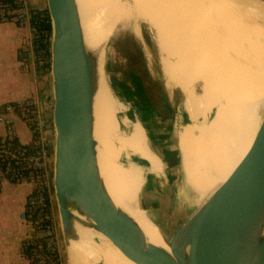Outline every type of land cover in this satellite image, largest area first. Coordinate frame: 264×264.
I'll return each mask as SVG.
<instances>
[{"label": "bare ground", "instance_id": "bare-ground-1", "mask_svg": "<svg viewBox=\"0 0 264 264\" xmlns=\"http://www.w3.org/2000/svg\"><path fill=\"white\" fill-rule=\"evenodd\" d=\"M76 1L85 45L96 61L94 139L100 175L112 201L137 225L146 244L167 250L151 222L152 213L138 205L146 179L161 176L163 166L140 127L126 117L118 120L125 106L108 84L94 29L106 41L118 29L138 38L136 24L141 21L153 33L164 82L182 64L175 89L184 96L189 125L176 140L178 193L187 223L237 176L264 120V6L250 0ZM86 11L95 12L93 32ZM196 82L202 85L200 96L193 92ZM129 124L128 134L120 131V125ZM121 156L125 165L118 162ZM77 232L80 239L69 248L68 264H83L84 257L103 264H134L102 236L97 235L102 243L93 245L89 232Z\"/></svg>", "mask_w": 264, "mask_h": 264}, {"label": "water", "instance_id": "water-1", "mask_svg": "<svg viewBox=\"0 0 264 264\" xmlns=\"http://www.w3.org/2000/svg\"><path fill=\"white\" fill-rule=\"evenodd\" d=\"M45 1L51 25L52 183L66 256L80 239L79 228L89 232L93 245H100L102 236L134 264H264V120L237 176L189 222L183 221L172 185L166 184L162 198L142 194L159 204L161 223L151 222L167 250L146 244L100 175L94 139L96 61L84 42L77 1ZM250 1L264 6V0ZM146 139L165 164L168 150ZM80 262L103 264L86 257Z\"/></svg>", "mask_w": 264, "mask_h": 264}, {"label": "rangeland", "instance_id": "rangeland-1", "mask_svg": "<svg viewBox=\"0 0 264 264\" xmlns=\"http://www.w3.org/2000/svg\"><path fill=\"white\" fill-rule=\"evenodd\" d=\"M27 2L30 7L36 9L44 5V0H27ZM94 13L95 12H91L88 14L87 11L85 13V21L90 27V31L92 30V32L93 23L95 21H92L93 19H91V17L95 16ZM136 25L139 30L138 38L134 37L129 31L121 29H118L115 35L111 36V38L107 41L102 36H100L95 29L94 36L104 57V70L108 78V84L114 96L125 106V111L118 115V120L121 121L124 117L129 116L130 122L133 123L135 121L134 123L140 127L143 138H145L147 135L153 145L163 146L168 150L166 163L162 164V175L159 177H155V180L159 181V184H156V186L158 188L161 187V189L163 190V182L165 180V176H170V180L173 181V184L179 187L180 177L177 168L179 159L176 139L177 135L181 132L183 127L189 125L188 117L185 114L183 108V104L185 101L184 96L179 90L175 89L177 83L179 82L182 64H179L176 68L175 73H170V75L164 82L159 66V53L153 41V33L150 28L141 21L137 22ZM176 63L177 62H175V65ZM131 74L140 78L144 85V89L153 107V112L150 115L144 112L137 111L134 109V106H132V104L136 102V99L134 95L135 87L133 86ZM194 86V94L196 96H200L202 93L201 83L196 82ZM160 96H165L168 99L169 104L171 105V114L173 113L172 117H170L171 115H168V110H165L164 102H162ZM47 105L50 113L47 116V119L52 121V98L50 99V101H48ZM213 114L214 111H212L209 116L212 120L214 116ZM160 115H166L168 119H161ZM182 115L183 120H174V117H180ZM119 129L120 131L128 134L130 132L131 125L129 124L127 127H123L122 125H120ZM53 143L54 133L51 143L52 155L50 156L49 163L47 165V176L52 191ZM118 162L122 165H125L124 157L121 156L118 159ZM167 168L169 170L165 172V169ZM148 184L149 185H147V188L145 187V185L144 187H142V191H145L152 187L151 180ZM158 188L157 191L159 192ZM141 203L142 202L140 201L139 194V207ZM51 210L52 220L54 223V229L56 232L58 243V251L62 257V263L68 264L65 244L61 235L57 207L53 192L51 193Z\"/></svg>", "mask_w": 264, "mask_h": 264}, {"label": "built area", "instance_id": "built-area-1", "mask_svg": "<svg viewBox=\"0 0 264 264\" xmlns=\"http://www.w3.org/2000/svg\"><path fill=\"white\" fill-rule=\"evenodd\" d=\"M34 11L38 10L30 7L27 0H0V22L19 24L30 33L29 39L19 51V59L24 68L28 62L36 61L32 46L33 31L30 27ZM46 63L48 61L42 56L37 65L41 67ZM9 117H15L26 124L31 133L29 145L19 142L15 146L11 145L10 142L16 137ZM0 123L6 128L5 136L0 139V189L3 182L31 184L32 191L28 196V206L23 216L29 233L27 239L34 242L41 237L46 239L45 250L41 245L36 246L34 264H61L52 215L48 216L45 210L46 199L51 200L47 165L53 140L52 121L46 118L36 102L26 100L4 106L0 113ZM31 216L35 218L32 219ZM57 256L59 258H56Z\"/></svg>", "mask_w": 264, "mask_h": 264}, {"label": "crops", "instance_id": "crops-1", "mask_svg": "<svg viewBox=\"0 0 264 264\" xmlns=\"http://www.w3.org/2000/svg\"><path fill=\"white\" fill-rule=\"evenodd\" d=\"M46 8V1L44 0V5L38 7L37 10L44 11L47 10ZM29 36L30 33L25 27L13 23H0V113L3 107L8 104L30 100L38 104L47 118L50 114L47 103L52 98L51 77L46 71H41L32 61L28 62L24 68L19 59L20 48L29 39ZM126 118L129 120L128 117ZM175 119L183 120V115L174 117ZM9 120L17 141L22 145H29L31 133L26 124L15 117H9ZM5 133L6 128L0 123V138L5 136ZM150 180L153 188L150 187L140 193V201L142 202L140 208L146 210L145 212H151L153 221L160 224L158 202L148 196H142V194L148 193L162 198L164 188L169 183L164 180L162 190L161 187L156 186L159 181L155 180L154 177H148L145 184L146 188ZM170 185L175 188L178 195V206L181 207L177 186ZM31 191L32 186L28 182L16 184L3 182L1 184L0 264H30L22 255V245L29 234L23 216ZM59 256L61 264H63L62 257L60 254Z\"/></svg>", "mask_w": 264, "mask_h": 264}, {"label": "trees", "instance_id": "trees-1", "mask_svg": "<svg viewBox=\"0 0 264 264\" xmlns=\"http://www.w3.org/2000/svg\"><path fill=\"white\" fill-rule=\"evenodd\" d=\"M35 14L31 16L30 20V27L33 31L32 33V46L35 52V64L41 71H46L47 73H50V37H51V25H50V19L48 16L47 10L44 11H34ZM1 23V22H0ZM20 26L19 24H17ZM43 56L45 60L48 61V63L44 64L43 66L39 67L38 60ZM132 82L133 86L135 87V99L137 100L132 106H134V109L140 112H144L146 114H151L152 111V104L149 100V97L147 96V93L144 89V85L140 78L136 77L135 75H132ZM124 89V88H123ZM160 99L162 102H164V108L167 111L168 115L173 116V113L171 114V105L169 104L168 99L165 96H160ZM129 117V116H128ZM161 119L167 120L168 117L166 115H160ZM135 122V121H134ZM142 125V124H141ZM1 139V138H0ZM149 139V138H148ZM150 141V140H149ZM17 139L12 140L11 145L15 146L17 144ZM150 144H153L150 142ZM51 148H50V156H51ZM136 165L139 167H146L147 164L139 161H134ZM24 176H26L24 174ZM13 182V181H11ZM51 189V193H52ZM26 206H28V199L26 202ZM46 213L48 216H51V200L48 198L46 199ZM32 219L35 217L31 216ZM47 225H51V223H47ZM35 243V244H34ZM38 245H41L43 247V250H45L46 247V239L39 238L35 242L32 240H25L22 245V255L23 257L30 263L34 264V254L37 253V247ZM56 258H59L57 256Z\"/></svg>", "mask_w": 264, "mask_h": 264}, {"label": "flooded vegetation", "instance_id": "flooded-vegetation-1", "mask_svg": "<svg viewBox=\"0 0 264 264\" xmlns=\"http://www.w3.org/2000/svg\"><path fill=\"white\" fill-rule=\"evenodd\" d=\"M136 101H137V100H136ZM165 154H166V156H167V151H165ZM167 170H169V169H168V168L165 169V172H166ZM165 175H166V173H165ZM165 175H164V176H165ZM165 180H166L169 184H173V181L170 180V176H165Z\"/></svg>", "mask_w": 264, "mask_h": 264}]
</instances>
